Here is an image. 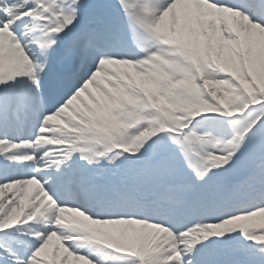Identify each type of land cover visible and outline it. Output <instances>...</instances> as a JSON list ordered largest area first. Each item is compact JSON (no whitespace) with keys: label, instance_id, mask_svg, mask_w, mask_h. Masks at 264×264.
<instances>
[{"label":"rangeland","instance_id":"obj_1","mask_svg":"<svg viewBox=\"0 0 264 264\" xmlns=\"http://www.w3.org/2000/svg\"><path fill=\"white\" fill-rule=\"evenodd\" d=\"M73 0H59V4L62 2L67 3L65 6L60 8L59 11H56L55 14L58 19H61L60 13L62 11H67L70 7V3ZM156 0H145L144 8L147 9L151 7ZM192 7H188L184 4L181 5V12L175 13L172 8H170V12L166 13L162 16V30L165 35L172 36V34L178 29L181 30L182 36L186 40H193L196 43L201 42L205 39L210 40L208 43L210 45L216 46L217 42L219 43L218 47L220 48V52L223 56L225 55L228 59V63L231 64V67L238 68L236 72L238 77L242 73L239 72V48L240 44L237 42V37L240 38L243 42V48L246 51L247 57L249 56L250 67H252V72L256 73V75L264 80V28L249 20H245L242 17L237 16H222L220 12H212L208 8H202L196 3H192ZM58 8V6H57ZM56 8V10H57ZM225 17V18H222ZM6 24L3 22L2 27L0 28V71H8L7 62L10 60H3L2 56H5L6 59L9 57L8 51H10V44L8 42V46H5L6 42L9 40V31H5ZM26 29L22 32H27L28 34H32V27L26 25ZM239 47V48H238ZM260 49L262 51L261 55H256V50ZM168 49V48H167ZM161 55L165 56V53H161V51H157ZM118 68L125 71V75L128 80L132 78L126 69L129 72H132L134 67L131 65H124L123 63H117ZM114 69H118L113 66ZM261 71V72H260ZM19 70H16L18 74ZM27 74V73H26ZM124 77V76H123ZM242 78V77H241ZM28 81L32 83L30 78V72H28L27 76ZM34 79V78H33ZM133 79V78H132ZM203 83L210 84V88H213L215 92L219 91V96L222 93V85L226 83L224 79L218 78L215 74L206 73V76L203 80ZM214 84L219 86L218 89H215ZM105 91H103L104 93ZM106 93V92H105ZM68 106L64 108V116L71 121L74 118V115L78 117L82 121L87 120V114L90 105L93 106V102L91 100V95L89 97H84L83 95H75L69 101H67ZM77 109L80 112L77 113ZM74 113V114H73ZM22 210L20 204L15 199L14 195H10L8 197H2L0 195V227L9 223L15 219ZM28 212H34L28 211ZM37 216V213H34ZM34 219H31L30 222L21 226V228L26 230L27 236H32L33 233L28 231L32 226V222ZM69 222L65 218H58L56 220V225L54 228L58 226L60 228H64L68 225ZM7 226V225H5ZM64 231V230H63ZM62 236L65 234H61V231L54 230L51 233V238L44 242L43 251L40 255H43L42 261L36 264H92L89 263L82 256H76V253L73 252L70 254V257L67 259V254L72 252V249L68 247V245L64 244L62 241L58 242ZM73 238H76V235H72ZM9 243L17 244V240L15 238H8ZM56 241V242H54ZM7 244L6 248L9 250L10 254L15 256L16 251L13 249V246ZM108 245H114L116 247H120L118 242H115L111 239L107 241ZM55 248H57V253H55ZM39 252L37 251L36 254ZM166 248L160 253V259L163 262V256L166 255ZM17 257H13L11 260H16ZM3 264H12L10 261H7Z\"/></svg>","mask_w":264,"mask_h":264},{"label":"bare ground","instance_id":"obj_2","mask_svg":"<svg viewBox=\"0 0 264 264\" xmlns=\"http://www.w3.org/2000/svg\"><path fill=\"white\" fill-rule=\"evenodd\" d=\"M54 45V43L52 44V46ZM22 49H24L25 50V46L22 44V48H20V53L18 52V51H15L14 53L13 52H11V60L12 61H17V58L19 57V58H21V59H23V57H27V53L25 54V53H22L21 51H22ZM13 69H16V64H14V66L12 67Z\"/></svg>","mask_w":264,"mask_h":264},{"label":"trees","instance_id":"obj_3","mask_svg":"<svg viewBox=\"0 0 264 264\" xmlns=\"http://www.w3.org/2000/svg\"><path fill=\"white\" fill-rule=\"evenodd\" d=\"M261 72V71H260ZM258 75V74H257ZM256 75V73H254V77H255V80L258 82V84H260L261 86H263L264 87V80H263V78H259L258 76Z\"/></svg>","mask_w":264,"mask_h":264}]
</instances>
